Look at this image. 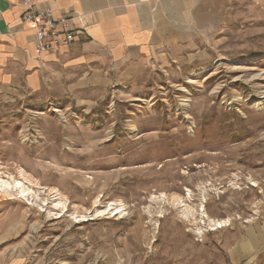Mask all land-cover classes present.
Returning a JSON list of instances; mask_svg holds the SVG:
<instances>
[{"label":"rangeland","instance_id":"obj_1","mask_svg":"<svg viewBox=\"0 0 264 264\" xmlns=\"http://www.w3.org/2000/svg\"><path fill=\"white\" fill-rule=\"evenodd\" d=\"M226 4L199 67L0 92V264H264V0Z\"/></svg>","mask_w":264,"mask_h":264},{"label":"crops","instance_id":"obj_2","mask_svg":"<svg viewBox=\"0 0 264 264\" xmlns=\"http://www.w3.org/2000/svg\"><path fill=\"white\" fill-rule=\"evenodd\" d=\"M227 2L0 0V92L54 88L84 99L117 87L128 89L175 59L199 67L206 46L222 31ZM32 8L50 10L55 18L74 17L83 34L68 47L38 52L33 30L22 22Z\"/></svg>","mask_w":264,"mask_h":264},{"label":"built area","instance_id":"obj_3","mask_svg":"<svg viewBox=\"0 0 264 264\" xmlns=\"http://www.w3.org/2000/svg\"><path fill=\"white\" fill-rule=\"evenodd\" d=\"M22 22L33 30L35 48L40 53L70 46L83 34L84 29L83 26L77 28L74 17L55 18L50 10L34 8L25 12Z\"/></svg>","mask_w":264,"mask_h":264},{"label":"bare ground","instance_id":"obj_4","mask_svg":"<svg viewBox=\"0 0 264 264\" xmlns=\"http://www.w3.org/2000/svg\"><path fill=\"white\" fill-rule=\"evenodd\" d=\"M110 207V206H109ZM93 216V215H92ZM219 226L221 225V224H218ZM218 227V226H217Z\"/></svg>","mask_w":264,"mask_h":264}]
</instances>
